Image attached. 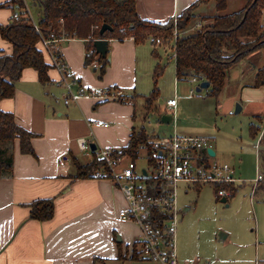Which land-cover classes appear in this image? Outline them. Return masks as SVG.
I'll return each instance as SVG.
<instances>
[{"label": "crops", "instance_id": "crops-1", "mask_svg": "<svg viewBox=\"0 0 264 264\" xmlns=\"http://www.w3.org/2000/svg\"><path fill=\"white\" fill-rule=\"evenodd\" d=\"M9 1L0 0L2 27H6L12 20ZM197 1L136 0V12L143 20L164 24ZM24 3L26 5L25 0ZM211 3L197 7L194 13L198 17L195 26H200L199 17L212 16L206 14L208 5L214 8ZM228 3L226 0V9L222 13L224 15L240 11L247 5L248 0H241L235 7L238 9H234L237 11L227 10ZM27 11L29 13L28 9ZM216 14L217 12L214 15ZM195 26L193 29H197ZM145 43L135 45L130 39L122 42L108 41V66L102 77L100 71L85 65V41L65 39L57 44L60 56L80 86L87 90L118 88L123 91L125 102H98L84 97L65 105V90L55 86L58 74L52 69L48 71L50 82L46 85L38 81L35 70L24 69L15 83L13 97L0 101V111L11 113L17 125L34 135L31 147L35 154L34 157L22 154L18 141H15L12 172L0 179V264H123L128 259L139 260V232L132 222L119 217L120 211L125 208L121 193L110 179H75L72 161L75 159L80 165H85L91 160L90 149L79 151V139L90 140L97 149L118 151L128 144L133 131L146 129L144 123L149 115L157 113L153 111L157 110L154 104V109L146 111L143 96L136 92L140 63L149 56L156 59L153 56V47L150 45L149 51ZM0 51L6 55L12 53L11 45L1 37ZM45 62L47 63L46 59ZM263 66L264 49H260L228 70L222 89L237 88L238 96L235 100L239 101L236 106L240 107V112L245 105L242 103L243 96L253 97L247 104L254 102L263 107V113H257L260 115H255V118H264V87H253L254 76ZM235 69L239 70V78L234 88L231 86L230 76ZM190 83L197 84L198 88L201 82L191 78ZM189 93L192 97V90ZM129 96H133V99L128 100ZM138 99L143 104L140 109L136 107ZM174 110L165 104L164 115L167 111ZM160 114L158 110L159 117ZM95 122H103L107 126L96 127ZM261 128L262 133L264 124ZM177 135L204 137L178 132ZM150 137H153L151 143L167 138H159L154 134ZM211 149L213 150L212 146ZM86 153L90 154L87 161L83 159ZM144 155L145 150L141 157L146 165L141 169L147 167ZM216 155L214 151V157ZM214 161L210 159L208 163ZM251 191L255 196V191ZM43 199L53 200L52 219L46 222L31 220L30 204ZM262 204L264 205V201ZM260 214L252 247V264H264V246H261L264 242V208ZM220 235L224 236L223 239L228 237L223 233ZM118 244L122 246L118 247ZM133 250H137L139 254L131 259ZM119 253L121 259H118Z\"/></svg>", "mask_w": 264, "mask_h": 264}, {"label": "trees", "instance_id": "trees-1", "mask_svg": "<svg viewBox=\"0 0 264 264\" xmlns=\"http://www.w3.org/2000/svg\"><path fill=\"white\" fill-rule=\"evenodd\" d=\"M31 6L38 9L37 20L29 17L25 9L24 0H10L8 5L12 13H18V19L11 20L6 27L0 26V37L12 47L10 55L0 51V101L10 99L14 95L15 83L20 79L24 69H33L37 72L38 81L46 85L51 67L45 62L42 52L38 49L41 40L53 41L65 36L68 39H80L86 42L87 66L92 59L98 58L102 68L100 77L103 76L108 66L107 55L102 58L97 56L93 48L95 40L122 42L133 37L135 45H142L150 38L158 40L152 43L153 56L158 58L157 48L168 46L173 39V19L164 24L141 19L136 12V0H29ZM209 2L214 4L216 15L199 17L200 28L192 30L197 24L194 21L196 9ZM2 7V6H0ZM226 9V0H198L195 4L185 9L177 17V37L173 41L172 51L175 65V78L177 81L194 78L197 82H208L210 95L217 97L225 83L228 70L242 61L250 54L264 49V0H248L247 5L238 12L222 14ZM62 21V22H60ZM37 26L38 31L34 28ZM103 25L111 27L100 35ZM165 48V47H163ZM160 65L155 66L153 72V90L143 96L144 108L151 111L154 101L158 97L156 81L161 74ZM253 87H264V66L254 76ZM133 96L127 99L131 100ZM157 112V110H153ZM255 121L262 123L263 119L256 117ZM250 124L249 132L252 138L261 133V127ZM259 141V163L261 179L256 183V194L262 196L264 201V130ZM259 137V136H258ZM34 135L17 125L11 113L0 111V179L12 172V151L15 141H18L22 154L35 156L31 147ZM258 139V138H257ZM151 137L142 128L133 131L128 144L120 150H113L114 157L137 161L141 158V151H150ZM91 160L80 165L73 159L75 179H89L98 171L107 173L108 169L102 160L91 153ZM211 157L206 151L198 154V165L205 168L209 165ZM148 192L158 194L155 178H147ZM233 183L221 184L224 191H229L225 200L233 196L235 188ZM155 185V187H153ZM222 198L217 197L220 201ZM29 218L38 222L52 219L54 204L51 199L37 200L29 206ZM159 220L166 218L156 215ZM121 245L118 244V247ZM120 249V248H119ZM133 250L134 259L138 255ZM121 254L119 253V258Z\"/></svg>", "mask_w": 264, "mask_h": 264}, {"label": "rangeland", "instance_id": "rangeland-1", "mask_svg": "<svg viewBox=\"0 0 264 264\" xmlns=\"http://www.w3.org/2000/svg\"><path fill=\"white\" fill-rule=\"evenodd\" d=\"M240 1L228 0L227 10L237 11L234 9H238L235 7ZM25 2V9L26 11L28 9L30 13L27 11V14L36 21L38 9L31 6L29 0ZM208 6L211 10L207 7L206 14L214 15L216 11L211 7L212 5ZM262 22H264V12ZM197 29L192 28V30ZM175 30L174 27L173 34ZM173 41L174 39H171L167 47L157 49L158 58L153 59L149 56L142 60L138 69L140 75L137 76L136 92L141 96H146L153 90L152 77L155 66L159 64L162 69L156 81L158 97L154 101V106L157 108V113L148 116L144 123L145 130L149 136L154 134L159 138L168 137L177 132L210 138V144L217 153L211 160L228 166L235 188L233 196L223 204L216 200L218 191L224 190L221 184H179L176 197L179 215L175 232V252L178 264H252L254 249L252 247L257 235V219L264 205L262 196L259 193L254 196L251 191L252 189L257 191L256 184L252 183L260 173V163L259 152H256L254 147L259 133L252 138L249 126L250 124H257V127L263 126V121L262 123L255 121V115L263 113V107L254 102L247 104V101H251L253 97L244 95L242 103L246 106L244 105L241 112L235 113L236 105L239 104V101L235 100L238 90L234 85L239 78V70L236 69L230 76L231 86L235 89L225 88L217 97L210 95V89L197 92V84L190 83L191 78L176 81L171 47ZM145 44L147 50L151 51L150 41ZM190 90L193 92L192 97L189 96ZM171 98L176 100L175 110L174 112L167 111L165 115L171 116L173 121L171 124H163L161 122V117L164 115L163 110L166 102ZM141 105H143L142 100L138 99L137 109H140ZM158 110L161 113L160 117ZM89 158L90 154L86 153L83 159L87 161ZM136 164L138 168H142L145 162L141 157ZM225 192L228 196L229 191L225 190ZM137 231L139 232L138 228ZM220 233L228 235L227 239H223L224 236ZM261 246H264V242ZM125 249L124 247L123 250ZM123 264L159 263H151L140 255L139 260L128 259Z\"/></svg>", "mask_w": 264, "mask_h": 264}, {"label": "built area", "instance_id": "built-area-1", "mask_svg": "<svg viewBox=\"0 0 264 264\" xmlns=\"http://www.w3.org/2000/svg\"><path fill=\"white\" fill-rule=\"evenodd\" d=\"M18 17V13L12 15L13 19H18ZM176 24L177 17H174L173 26L175 29ZM199 27L195 26V28ZM34 28L38 31L36 25ZM176 37L177 29L173 34L174 41ZM65 39L68 38L62 35L60 39L41 40L38 43V48L47 64L58 74V79L54 82L55 86L65 90L64 104L68 105L70 102L78 101L84 97L98 102H125L124 93L118 88L87 90L76 82L58 52L57 44ZM128 39L133 40V37ZM149 41L152 44L158 40L150 38ZM86 56H90V52H87ZM87 67L100 71L102 65L95 57ZM193 81L196 79L193 78ZM166 105L175 109L176 100L169 99ZM94 126L106 127L107 124L95 122ZM262 134L259 135L255 143L256 152H259V141ZM90 143V140L79 139L77 141L79 151L89 150ZM208 148H211L210 140L205 137H179L177 134H173L161 140H154L151 143L150 151H145L144 158L147 167L144 169L138 168L136 161L120 156L114 157L111 149H95V157L104 162L108 171L105 173L98 170L93 178L110 179L121 193L125 208L120 211L119 217L124 221L132 222L139 229L140 255L145 260L159 264H178L175 252V232L179 215L176 201L179 184H228L234 182L227 165H220L217 162L209 163L207 168L198 165V154ZM147 178H155L159 189L157 195L149 194ZM260 179L261 175L258 173L253 183L256 184ZM226 195L224 190L217 193L219 198ZM157 214L164 215L166 218L159 220L156 218Z\"/></svg>", "mask_w": 264, "mask_h": 264}, {"label": "water", "instance_id": "water-1", "mask_svg": "<svg viewBox=\"0 0 264 264\" xmlns=\"http://www.w3.org/2000/svg\"><path fill=\"white\" fill-rule=\"evenodd\" d=\"M107 31H111V27L108 26V25H103L101 28H100V35H102L103 33L107 32ZM93 48L95 50V53L99 56H101L102 58H104L108 52V42L106 40H103V39H99V40H95L93 42ZM209 87V83L208 82H201L199 84V87L196 89L197 92H200L202 89H207ZM240 112V107L239 106H236V109H235V113H239ZM172 121V117L171 116H162L161 117V122L164 123V124H170ZM89 148L92 152L95 151L96 149V146L95 144H89ZM207 154L210 156V157H214V151L211 149V148H208L206 150ZM221 203L225 204L226 203V200L225 198L223 197L221 200H220ZM118 242H120V240H118Z\"/></svg>", "mask_w": 264, "mask_h": 264}]
</instances>
